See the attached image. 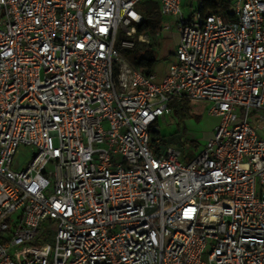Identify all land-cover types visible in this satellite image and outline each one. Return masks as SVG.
Returning <instances> with one entry per match:
<instances>
[{"label": "built area", "instance_id": "obj_1", "mask_svg": "<svg viewBox=\"0 0 264 264\" xmlns=\"http://www.w3.org/2000/svg\"><path fill=\"white\" fill-rule=\"evenodd\" d=\"M145 1L0 0V264H264V0ZM171 28L160 80L122 52ZM172 101L218 119L188 162Z\"/></svg>", "mask_w": 264, "mask_h": 264}, {"label": "rangeland", "instance_id": "obj_2", "mask_svg": "<svg viewBox=\"0 0 264 264\" xmlns=\"http://www.w3.org/2000/svg\"><path fill=\"white\" fill-rule=\"evenodd\" d=\"M144 5L149 10H152L156 2L146 0ZM182 10L185 15L189 12V6L185 3V0L182 1ZM178 38L179 32L171 28L162 32L159 37L150 34V41L144 43L145 47H149L155 52L156 63L154 70L156 72H161L168 66V62L174 52V43ZM208 106L206 102L188 101V112L182 113L177 109L178 113L175 112L171 116H166L164 120H158L156 130L159 131L162 137L158 143L152 141L154 146L161 147L162 150L166 146H173L181 152L183 161H190L194 154L202 149L205 141L210 136L209 132L218 122L216 117L207 113ZM250 114L253 115L252 112ZM252 126L264 138V120H261L258 125L255 121H252ZM153 138L158 137L152 135L151 139ZM32 152L33 149L30 145H19L13 156L12 169L19 170L25 167L31 159ZM52 236V234L46 235L45 240L51 241Z\"/></svg>", "mask_w": 264, "mask_h": 264}, {"label": "trees", "instance_id": "obj_3", "mask_svg": "<svg viewBox=\"0 0 264 264\" xmlns=\"http://www.w3.org/2000/svg\"><path fill=\"white\" fill-rule=\"evenodd\" d=\"M218 1L220 0H209L207 6L211 8L212 6L216 5ZM162 21L163 17L158 7L154 5L152 10H144L143 21L138 26V31L154 32L162 24ZM122 52L134 66L143 69L147 73L153 71L156 63L155 52L149 47H145L143 42L136 41L131 48L122 49ZM187 103L188 101H173L170 103V105L176 109V113L179 112L177 109H179L182 113H186L189 111ZM152 135L157 136L159 140L162 137L157 130H153L151 132V136Z\"/></svg>", "mask_w": 264, "mask_h": 264}, {"label": "crops", "instance_id": "obj_4", "mask_svg": "<svg viewBox=\"0 0 264 264\" xmlns=\"http://www.w3.org/2000/svg\"><path fill=\"white\" fill-rule=\"evenodd\" d=\"M164 19V18H163ZM163 32H165V31H163ZM162 33V32H161ZM160 33V34H161ZM178 41V40H177ZM177 41H175V43H174V47H175V45H176V43H177ZM173 58H171L170 60H169V62H168V64L171 62V60H172ZM168 67V66H167ZM167 67H165L161 72H156L154 69H153V72H155L156 73V76H157V79L158 80H160L163 76H164V74L166 73V70H167ZM175 110H174V108L172 107V113L170 114V115H166V116H171L173 113L175 114ZM166 116H164L163 118H161V120H164L165 119V117ZM160 120V119H159ZM250 121H251V123H252V121H255V123L258 125V123L260 122V121H258L257 119H256V114H254L253 113V115H251V117H250ZM214 127V126H213ZM212 130H213V128L211 129V131L209 132V134L211 135V132H212ZM257 133H258V131H257ZM258 136L261 138V139H264V138H262L261 137V135L258 133ZM153 139H155V138H153ZM152 139V140H153Z\"/></svg>", "mask_w": 264, "mask_h": 264}]
</instances>
